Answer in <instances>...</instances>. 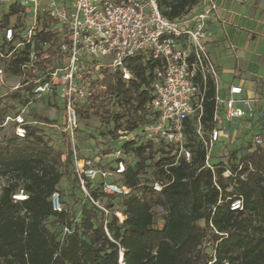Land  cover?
I'll use <instances>...</instances> for the list:
<instances>
[{
  "label": "trees",
  "instance_id": "16d2710c",
  "mask_svg": "<svg viewBox=\"0 0 264 264\" xmlns=\"http://www.w3.org/2000/svg\"><path fill=\"white\" fill-rule=\"evenodd\" d=\"M157 1L162 14L173 20L200 0ZM20 11L10 4L7 12L0 13V38L10 18ZM40 38L50 39L45 33ZM22 61V57L10 59L8 71L17 74ZM127 66L132 74L128 81L108 67L100 68L102 77L90 81L91 95L77 104L79 118L94 116L102 124L113 122L115 132L122 128L127 133L151 121L147 104L155 64L137 55ZM206 88L201 132L207 141L213 127L214 84L208 81ZM11 95L23 105L29 101L18 92ZM4 116L0 110V126ZM34 121L26 126L24 138L13 134L0 142V175L6 179L0 194V264H120V251L123 264H264L263 142L253 141L254 148L239 158L237 151L228 152L226 164L219 161L210 168L192 120L185 121L184 130L189 162L176 159L173 147L164 142L155 145L139 136L125 141L123 146L134 148L136 161L133 166L126 164L115 182L128 187L129 193L105 201L89 184L92 197L105 202L109 210L108 237L104 213L84 199L74 177L72 194L83 199L76 196V203L67 206L61 185L69 181L71 155L63 159V153L38 134ZM225 169L230 170L229 177L223 176ZM156 182L160 191L153 189ZM21 191L27 198L15 201L12 196ZM54 192L61 194L66 210H52ZM239 195L244 209L231 211L226 198ZM114 201L118 206L112 210ZM74 205L76 213L71 210ZM156 208L162 211L161 227L155 225ZM117 211L126 217L122 223ZM77 214L74 231L61 241L63 226H71Z\"/></svg>",
  "mask_w": 264,
  "mask_h": 264
},
{
  "label": "built area",
  "instance_id": "2783aa9c",
  "mask_svg": "<svg viewBox=\"0 0 264 264\" xmlns=\"http://www.w3.org/2000/svg\"><path fill=\"white\" fill-rule=\"evenodd\" d=\"M4 2L0 0V5ZM10 4L18 5L21 11L13 15L14 20L0 38V87L8 91L5 80L8 61L22 57L20 71L17 74L8 71L19 79L9 88L10 94L18 92L28 100L47 98L52 105L57 100L62 103L63 133L71 146L66 155H71L73 177L84 199L104 213L103 227L108 237L109 210L105 202L92 197L89 184L104 199L128 194V187L115 182L125 172V158L118 151L113 164L103 163L81 157L76 150L77 104L91 95L90 81L102 77L100 68L108 67L128 81L132 78L127 66L130 58L144 55L154 62L151 98L147 104L151 121L120 138L134 140L135 134L155 145L164 142L173 147L176 159L181 157L189 162L191 158L186 147L185 121L194 122L204 144L206 166L212 168V148L222 135L229 134L223 126L242 123L246 117V110L238 106L244 102L238 98L242 94L240 86H229L227 95H221L217 70L206 45V25L215 18L217 0H200L186 14L173 20L162 14L157 0H13ZM43 33L50 39L42 40ZM208 81L214 84V113L206 141L202 137L201 117ZM29 104L28 101L22 106L26 108ZM23 107L13 116L5 117L12 122L13 133L18 138L25 137L27 125L36 124L34 120H26ZM253 139L256 144L263 142L259 135ZM223 149L222 146L217 157L223 154ZM225 161L226 158L221 162L226 164ZM223 176L229 177L230 170L225 169ZM161 188V184H153L155 191ZM12 198L23 201L27 195L21 191ZM226 201L231 211H243L242 196L229 197ZM50 202L54 212L66 210L59 192L51 195ZM115 215L120 223L126 218L121 211ZM77 221L78 214L71 226H63L61 241L74 231ZM119 262L123 264L121 251Z\"/></svg>",
  "mask_w": 264,
  "mask_h": 264
},
{
  "label": "rangeland",
  "instance_id": "374dc122",
  "mask_svg": "<svg viewBox=\"0 0 264 264\" xmlns=\"http://www.w3.org/2000/svg\"><path fill=\"white\" fill-rule=\"evenodd\" d=\"M3 1L5 2L0 5V13L2 14L8 11L9 5L13 0ZM13 20L14 18L12 16L10 21L12 22ZM101 61L104 62L105 60L101 59ZM9 73L10 72L6 70L5 80L8 84V86H6L8 91H5L6 88L0 87V110H4L5 115L3 123L0 126V142L10 138L14 134V126L12 122L10 120L7 121L5 117L13 116L23 107V104H21L22 101L20 102L17 98L10 94L9 88L11 85L18 82L19 79ZM220 79L222 78L220 77ZM5 92L7 93L5 94ZM29 102L30 104L28 107H23L26 120H36L37 125L39 126L38 134L43 136V138L47 140L52 147L59 149L63 155H66V153L70 151L71 146L63 133L65 113L63 111L62 103L57 100V104L52 105L51 101L47 98L33 99L31 97ZM112 110L116 111L114 108ZM262 112V108L259 107V109H255L254 112L249 114L252 122V127L250 129L244 127V125L242 126V123L235 122L231 126L225 124L223 128L225 130H229V134L222 135L220 142L214 144L211 151V163L215 164L229 157L228 152L237 151L238 158L240 155L249 152L254 148V145L252 144L254 141V135L262 134L261 138L264 144V125L262 130L257 126V123L260 121L257 118L260 119V114ZM263 119L264 117L261 121H263ZM244 121H246V119ZM123 134H125V131L122 128L116 132L114 131L113 122L102 124L94 116L80 117L79 124L76 129V150L81 157H90L98 159L100 162H108L110 164H113L115 155L119 151L120 156L125 158L126 164L128 166H133L136 161L134 148H127L123 146V143L126 140L120 138ZM126 136L127 138H130L129 135ZM132 136L138 138L135 134ZM248 142H251V147L248 146ZM222 146L224 147L223 154L217 157V155L221 153L220 151ZM71 168V165H69L67 170V178L69 179V181H67L68 183L65 185L62 183L61 185V188H63L61 193L67 206L71 205L73 201L76 203V196L83 199L81 194H72L76 190L75 186L70 188V180L73 177ZM5 183L6 179L0 175V194ZM229 189H231V187ZM112 203V210L117 209L118 204L115 201ZM71 210L73 213H76V206L74 205ZM155 210L158 214L155 220V225L157 227H161L163 220L160 218L161 216L159 214H162V211L160 208H156Z\"/></svg>",
  "mask_w": 264,
  "mask_h": 264
},
{
  "label": "crops",
  "instance_id": "0c3cea01",
  "mask_svg": "<svg viewBox=\"0 0 264 264\" xmlns=\"http://www.w3.org/2000/svg\"><path fill=\"white\" fill-rule=\"evenodd\" d=\"M215 18L206 25V45L216 67L223 96L229 86L242 88L238 104L246 110L242 126L250 129V115L262 108L264 119V0H217ZM220 77L222 79H220ZM243 104V106H242ZM261 123V125H260Z\"/></svg>",
  "mask_w": 264,
  "mask_h": 264
},
{
  "label": "bare ground",
  "instance_id": "6f19581e",
  "mask_svg": "<svg viewBox=\"0 0 264 264\" xmlns=\"http://www.w3.org/2000/svg\"><path fill=\"white\" fill-rule=\"evenodd\" d=\"M122 262V261H121Z\"/></svg>",
  "mask_w": 264,
  "mask_h": 264
},
{
  "label": "water",
  "instance_id": "95a60500",
  "mask_svg": "<svg viewBox=\"0 0 264 264\" xmlns=\"http://www.w3.org/2000/svg\"><path fill=\"white\" fill-rule=\"evenodd\" d=\"M124 256V255H123Z\"/></svg>",
  "mask_w": 264,
  "mask_h": 264
}]
</instances>
